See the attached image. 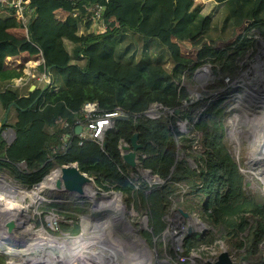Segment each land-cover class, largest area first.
I'll use <instances>...</instances> for the list:
<instances>
[{
  "label": "trees",
  "instance_id": "obj_1",
  "mask_svg": "<svg viewBox=\"0 0 264 264\" xmlns=\"http://www.w3.org/2000/svg\"><path fill=\"white\" fill-rule=\"evenodd\" d=\"M95 1H32L27 32L0 3V106L7 114L9 107L15 111L12 125L3 119L0 125V173L30 189L53 168L76 164L96 189L119 192L128 209L145 214L147 231L141 237L148 245L163 233L168 208L174 204L185 211L188 196H196L197 212L212 231H220L236 261L259 264L264 203L247 194L244 177L224 142L226 93L221 89L224 78L234 79L240 62L254 52L253 37L264 40V0H210L225 5L224 24L231 30L222 39L211 37L213 15H202L194 7L196 0H109L102 15L105 30L95 33L86 21L81 33L84 7ZM74 12L78 16L73 18ZM132 36L141 43L138 58L118 51L124 41L133 48ZM64 42L72 45L70 52ZM38 60L49 70L52 84L21 96L9 84L22 76L26 63ZM204 65L210 66L214 83L199 91L197 101L182 106L189 95L184 79ZM85 103H95L102 112L119 108L127 116L114 122L102 146L79 144L75 135ZM153 104L178 114L149 119L144 113ZM179 121H187L184 136L178 132ZM8 128L14 134L10 144L2 136ZM135 133L141 149L137 168L130 169L118 146L129 144ZM188 152L194 153L196 169L186 163ZM179 154L185 158L177 160ZM139 171H148L162 184L148 186ZM179 185L189 192L181 195ZM64 217L72 226L61 224L62 231L76 235L75 216ZM190 224L201 226L195 218ZM197 238H184V255L193 245L213 242L212 236ZM0 264H5L3 255Z\"/></svg>",
  "mask_w": 264,
  "mask_h": 264
},
{
  "label": "rangeland",
  "instance_id": "obj_2",
  "mask_svg": "<svg viewBox=\"0 0 264 264\" xmlns=\"http://www.w3.org/2000/svg\"><path fill=\"white\" fill-rule=\"evenodd\" d=\"M218 7L219 6H214L213 4L206 5L204 7V11L205 12L210 11L209 14L213 15L212 19H214L213 24L214 25L217 24L220 26L223 20V16H225V14L222 13V11H220L218 15L214 16L216 11L218 10ZM215 28L216 29L213 31V33L210 32V34H211V37L215 36L217 38L218 37L216 35L217 27L215 26ZM131 39L134 41L132 42L133 48H131V46L129 45L127 46L126 45L127 41H124V43L120 45V50L118 51H120V53H123L125 57L127 58L131 56H134V58H138L141 53V43L135 42L136 40L135 36H132ZM64 43H65L67 50L70 52L72 45L69 42H64ZM252 56H253V53L249 54L246 57V59L244 60L246 64L253 63L254 60ZM167 68H169V66H167ZM244 68L245 66L242 67L241 71L244 70ZM25 69H26V66H25ZM258 70L259 69L253 70V73L256 76V79L259 81L260 79L258 78L259 77L258 73L260 72L262 74V70L261 69L260 71ZM191 78L189 80H187L186 78L184 79V85H188L189 93L194 92V89H196L195 86L197 85L192 82ZM242 79L238 84H236V86H234V91H233V88L229 87V84H227L228 85L227 88L223 84L224 87L221 90L226 93L225 95L226 100L224 101V106H225L224 142L232 158L238 165L240 173H242L244 177V182L246 185L245 189H246L247 194L250 196L256 197L258 201H262L264 203V119L261 120L259 118V116L264 115L263 113L264 107L262 108L261 106L262 104L260 103L261 101L260 97L262 96V93L261 92L255 93V91L252 90L251 88L248 89V84L251 83L250 80H248V78L246 77L244 78V80ZM208 82L209 83H208L207 88L214 83V77L212 74ZM37 83H38V87H43L46 85L43 82L41 83L37 82ZM30 84L33 86L36 85V83L34 82H31ZM27 87L28 86L23 87L24 88L22 91L23 93L28 92L26 90ZM8 110H9L8 114L3 112L2 119L7 114L6 124L12 125L15 119V111L14 109H10V108H8ZM6 140H9V135H6ZM262 154L263 156H261ZM186 157H187V160H186L187 165L192 169H196V165L193 160L194 153L188 152ZM184 158L185 156L181 154L177 156V160H181ZM54 171L55 173H57L58 169H55ZM139 175H141V178L145 182L146 181L150 182L152 181V179H155L154 176L150 174L145 175L144 172H141V171H139ZM94 185L97 186L93 182L94 189L92 192H87L85 186L82 189L83 192L81 193H66V192H61V191H55L53 189L40 192L39 195L40 197L43 198V200L38 202L35 205V207H33V209H32V206L28 208V216H26L27 215L26 210H24V212L22 213L23 215H25L23 218L25 221L27 218L30 220V225H31L30 231L35 234L36 232L43 229L45 232L44 236L47 235L46 233L52 236L58 231L57 232L58 234H61V235L63 234L62 237H65L64 234L67 235L69 233L67 231H62L60 225L66 224L69 227H71L72 225H71V220L66 219L64 217V214L74 215L75 220L79 226L78 233L76 235H71L75 237L69 236L71 239L77 238L79 235L81 236V234H83L82 230L83 231L87 230L85 229L86 219L82 220L83 217L92 218L93 219L92 223H94L95 225L101 226V224L105 222V219L103 218V221H102V219L95 212L92 213L93 210H91L92 204H91L90 199L93 198L95 200H99L101 199V195L104 192H102L99 195L98 194L96 195L95 191L99 192L100 190L96 189ZM110 191H113V190H110ZM0 192H2V190H0ZM178 192L181 195H184L189 192V189H184L183 191H178ZM84 193L87 194L88 196L84 195ZM3 194H8V193L4 192ZM13 199H17V198L14 197ZM114 199L115 200L121 199L120 201L122 205L125 204L124 198L122 196L120 198L119 195H113V194L106 195V198H105V200H109V201L114 200ZM2 200L11 201V199L8 198L6 195L0 196V202H2ZM197 200L198 199L196 198V196H194V198H192L191 196H188L187 202H190V206L189 204H187V206L189 207L187 208L188 210L185 209V211L189 212L190 221L191 219L195 218L197 221H199L200 224H203L204 227L195 226L191 224V228L193 229L192 236L197 235L198 236L197 239L199 238L207 239L210 236H212L213 242L211 244H201L196 247L193 245L191 249H199L201 247L200 249L205 251V248L207 247H215L212 244L216 242L217 243L216 248L219 251L222 245V249L226 250L229 253V255L234 259L235 262L243 263L242 261H239V260H238L239 262L236 261L238 258L236 253L235 252H234L235 254L233 252L231 253L232 249L228 247L224 243V241L219 237L220 231L216 229L212 231V229H210L204 223V221L202 220V217L197 212V207L194 205V202H196ZM174 201L178 202V201H181V199H178V200L175 199ZM23 202L24 204H29V199L25 197ZM179 208L184 209L183 206L174 205V204L168 208V211L165 213L163 217L165 228H166L164 231H166V233L161 234L158 237H153V242L150 245H148V249H149L148 251H146L143 248L142 244H138L137 247L135 248L136 244H132V241L131 242L127 241L125 236H127L128 240H131V239L137 240L138 237L136 235L128 234L127 230L125 229L126 228L125 223L123 226H121L119 222L117 223L115 221H111L110 219H108L107 222L103 225L102 228L104 229V231L100 232V236L98 234H95L94 237L92 233L96 230V228L94 227L95 225L93 226L91 222H88L89 225H91V226H88L90 228L89 230L90 233L84 236V239H85L84 241H86L87 239H88L87 241L89 240L91 241L95 238L97 240L96 242H100L101 244H98L99 248L97 252L105 254L107 261L111 262V264H136L146 259L149 260L150 264H162L164 262H172L173 264H189L188 258L194 259L195 263L198 264V260L204 257V253L201 254V251L200 253L197 251H190L191 250L190 249L189 250L190 253L188 252L186 255H184L182 251L181 252L179 251L180 246H181V249L183 248L182 241H181L182 244L179 245L178 249L177 247L174 246L173 238L171 236L176 235L177 230H175L172 233L171 231L173 228V223H174L175 218L178 219L176 217V214L178 213L177 209ZM99 209L100 208L97 206V210ZM124 211H125L126 219L130 222V224L133 227V230H134V231L132 230L133 232L138 233L141 236V232L147 231V224L143 225V222H142L143 220H145L144 218H147L143 212H137L133 209H128L126 205H124ZM6 212L12 213V211L7 210V209L4 210V213ZM49 215L54 216L55 219L58 220L59 227L57 231H54L56 228H54V230L48 229L49 224H48V218L46 216H49ZM15 219L17 218L0 216V220L15 221ZM23 224L24 223H22L20 227ZM99 226L97 229H99ZM23 230L24 228L22 227L18 229V232H22ZM115 234H119L121 235V237L115 236ZM209 234L211 235L209 236ZM27 237L30 238L31 240L35 238L33 235L31 237L29 236ZM66 248H70V247H66ZM103 248H107V250L102 252ZM242 252H243V249L238 250V253H242ZM100 255L101 254H99L97 257H99ZM178 258L184 259V260L177 261L179 260ZM48 259L49 261L51 260V258H48Z\"/></svg>",
  "mask_w": 264,
  "mask_h": 264
},
{
  "label": "built area",
  "instance_id": "obj_3",
  "mask_svg": "<svg viewBox=\"0 0 264 264\" xmlns=\"http://www.w3.org/2000/svg\"><path fill=\"white\" fill-rule=\"evenodd\" d=\"M32 1H37V0H0V3L3 5V7H6L10 10L11 14L21 23V25L24 28V31L27 32L26 25L33 14V9L30 7V4ZM108 1L109 0H101V2L99 3L97 0L94 3H89L84 7L85 12L82 16V19H80L79 21V28H80L81 33L83 32V25L86 21L90 22L89 30H94L95 33L103 32L105 30L106 26L102 22L103 21L102 15L105 10V4ZM76 16H78V13L74 12L72 14V17L74 18ZM253 38L255 42L260 41V40L262 41V44L259 46H255L254 44V52H252L253 53L252 58L254 60L253 63L255 62L256 64H259V69H261L264 73V40L261 37H256V36ZM248 65L250 64H246L244 60L241 61L239 66L241 67V69L243 66H245L244 70L240 71L234 79L224 78L223 83L225 87L227 88L228 86L227 84H229V87L233 88V91H234V86H236V84H238L241 81L242 75L247 70ZM263 73L261 75L264 78ZM27 74L28 76L26 75L27 77L26 81L22 78H20L19 80L14 79L10 82L9 87L11 89H16V88L25 86L28 83V80L30 79L36 80L37 82H43L47 86H50L52 84V79H51L49 70L44 67L43 60H42V69L37 75L34 74V71H31V73H27ZM211 74L212 73H211L209 65H204L194 72L191 80L193 83L197 84L195 86L196 89H194V92H190L188 97L183 100L182 106H186L188 103H193L200 98L199 91L200 90L203 91V89H205L208 86V83H209L208 81L210 80ZM250 82L251 83L248 84V89L251 88L252 90L255 91V93L259 92L261 88L264 87V79L263 80L260 79L258 81L256 79V76L252 77L250 79ZM81 111H82L81 113L82 121H76L75 123V126L81 127V131L78 134L75 133V135H77L79 139V144H81L82 141H91V142L96 143L99 146H102L103 144V138H104L105 133L113 129V125H114L113 118L115 116L125 115V113L119 108H115L114 110L109 111V112H102L98 109L95 103H85L82 106ZM164 113L168 115H172V110H164L162 109L160 105L153 104L148 108V110L144 113V115L149 119H156L162 116ZM64 126H66V124H64ZM176 126H177L179 134H181L182 136L186 135V133L188 132L187 121H179L178 123H176ZM3 134L5 136L9 135V141L13 138V133L10 130H6ZM64 140H66V137L64 138ZM175 143H176V146H178L179 138L175 139ZM192 148L194 150H196L197 148L196 139L193 142ZM19 167L22 170L25 169L22 163L19 164ZM141 172H144L145 175L146 174L149 175V172L147 171H141ZM0 175H3L6 177V174L0 173ZM3 179L5 180V178ZM5 181L9 184L8 180H5ZM146 183L148 184V186H150L152 184H162V181L155 177V179H152V181L150 182L146 181ZM17 186H20V185L18 184ZM178 187L180 189L179 191L188 189V187L184 185H179ZM134 188L135 189L138 188V183L134 184ZM0 190H2V192L0 193L6 192V189H0ZM7 195L11 196L12 198L14 197L17 198V196L10 195L9 193ZM46 217L48 218V221L49 220L51 221V222H48L50 224L48 229L54 230V228H56L54 231H57L59 227L58 220H56L55 217L52 215H49ZM176 217L178 219L175 218L174 223H173V228L171 231L172 233L175 230H177L176 235L173 236L171 233L170 234L172 235L171 237L173 238L174 246L177 247L178 249L179 245L182 244L184 238L186 237V231L189 227H191V224H190V217L184 218L180 213H177ZM144 219H147V218H144ZM0 222H1L0 223V255H3L5 257V264H42L43 262L42 258H40V256L38 255H35V252H33L34 244L30 240V238L20 233H17V234L14 233V231L18 232V225L15 223L14 230L12 231V233H7L5 229V224L7 222H10V220H0ZM26 223L30 225V220L28 218L26 219L25 223L20 228L25 227ZM201 226L204 227L203 224H201ZM30 228H31V225H30ZM42 231L44 232L43 229ZM57 232L53 234L54 236L53 235L51 236L50 234L46 233L47 235L45 237L56 240V245L53 244L49 246L50 247L49 249L54 247L57 250H59L67 242L65 238H67L69 234L67 235L64 234L65 237H62L63 234L61 235V234H58ZM165 233L166 231H164L162 234H165ZM12 234L15 235V238H14L15 240H12L11 238ZM47 238H45L44 240L47 241L46 240ZM212 245L215 247H207L205 248V251L201 250L200 249L201 247L199 249L190 250V251H197L199 253L201 251V254L204 253V257L198 260V264H206L207 261L212 260L217 255V253L219 252V250L216 248L217 243L215 242ZM221 248H222V245H221ZM44 249L49 250L47 248H44ZM72 249L75 250V248H72ZM259 250L261 252V258H260L259 264H264V238L259 243ZM83 251L79 249L78 251L75 252V254H80ZM179 251L180 252L183 251V248L181 249V246L179 248ZM178 259L179 260L177 261L184 260L180 258ZM188 260H189V264H196L194 259L188 258ZM83 261L84 259L80 260L77 264H82ZM107 262L108 261H107L105 254H101L97 259L93 260L94 264L96 263L107 264ZM162 264H173V263L164 262ZM238 264H250V263L243 262V263H238Z\"/></svg>",
  "mask_w": 264,
  "mask_h": 264
},
{
  "label": "bare ground",
  "instance_id": "obj_4",
  "mask_svg": "<svg viewBox=\"0 0 264 264\" xmlns=\"http://www.w3.org/2000/svg\"><path fill=\"white\" fill-rule=\"evenodd\" d=\"M257 69H259V64H257V67L255 70H257ZM258 71H260V69ZM258 74H259L258 78L262 79L261 73L259 72ZM242 80H244V79H242ZM260 99H261V101L260 100L259 101L261 102V104H262L261 106L263 108L264 107L263 106L264 105V101H263L264 99L262 98V96L260 97ZM261 116H259V118L261 120H263L264 115L262 117ZM261 156H263V154ZM55 169H58L57 173H55V171H54ZM146 175H148V174H146ZM3 178H5V180H8L9 184ZM57 178L58 179L61 178V168L60 167L53 168L50 171V173L42 180V182L37 187L30 188V189L26 190L20 186H17L14 182L10 181L7 177L0 175V189H6V192H8L10 195L17 196V199H13L11 196H8L6 194V196L8 198H10L13 203L11 201L2 200V202H0V216L1 217H16L17 219H15V223H17V225L20 227V225L22 223H25V221H23L24 220L23 218L25 215L22 214L24 212V210H26V213H27L26 216H28V208L30 206H32V209H33V207H35V205L38 202L43 200V198L40 197L39 193L42 191L44 192L46 190H51V189L54 190V182ZM5 183H7V184H5ZM85 188H86L87 192H92L94 189L93 183L90 182V183L86 184ZM71 193H76V192H71ZM1 195H5V194L0 193V196ZM84 195H87V194L84 193ZM106 195H112V194L103 193L101 195V199L104 197L106 198ZM113 195H118V194L115 193ZM25 197H27L29 199V204H24L23 200ZM105 198L102 200L101 199L95 200L93 198L90 199L91 204H92L91 210H93L92 213L95 212L102 219V221L104 218L105 222H103L101 224V226H99V225H95L94 223H92V221H93L92 218L83 217L82 220L86 219L85 229H87L88 231L82 230L83 234H81V236L79 235L77 238H74V239H71L68 236L67 238H65L67 242L59 250H57L54 247L49 249L50 248L49 246H51L53 244L56 245V240H54L52 238L45 237L44 232L42 230L36 232L35 234L32 233L30 231V229H31L30 225L27 223L25 224V227H23L24 230L22 232L14 231V233H16V234L20 233V234H23V235L29 236V237H31L33 235L35 237L33 240L30 239L32 242L35 241V242H33V244H34L33 245L34 246L33 252H35V255H38V256H40V258H42V260H43L42 264H58V263L59 264H77L80 260H83V259H84V261L82 264H94L93 260L97 259L98 258L97 256L99 254H102V253L97 252V250L99 248L98 244H101V243L96 242L97 240L95 238L91 241L90 240L87 241L88 239L86 241H84L85 240L84 236H86L88 233H90L89 232L90 228L88 226H91V225H89L88 222H91V224H93V226L95 225L94 227L96 228V230L92 233L93 237L95 234H98L100 236V232L104 231V229L102 228L103 225L107 222L108 219H110L112 221L111 217H113V218L117 217V219H119V221H116V222L117 223L119 222L121 226L124 225V221L121 219H124L125 211H124L123 205L120 201L121 199H118V200L114 199V200L109 201V200H105ZM15 200H17V201H15ZM103 200H105V201H103ZM103 202H104V204H103ZM105 204H107V205H105ZM112 205H114V206H112ZM97 206L100 208L99 210H97ZM6 209L12 211V213L11 212L4 213V210H6ZM34 211H35V209H34ZM48 222H51V221L49 220ZM142 222L144 225L145 220H143ZM49 226H50V224H49ZM98 226H99V229H97ZM19 227H18V229H20ZM125 227H126V224H125ZM125 229L127 230L128 234L137 236V234L135 232H133L134 230L129 231L127 227ZM124 236H125V234H124ZM11 238H12V240H15L14 239L15 235L12 234ZM45 238H47L46 239L47 241L44 240ZM125 238L127 239V241H130V242L132 241V244H136L135 248L137 247L138 244H141L139 238L137 240H132V239L128 240L127 236H125ZM84 246H86V247H84ZM66 247H70V248H66ZM44 248H47L49 250H46ZM72 248H75V250H73ZM79 249L82 251L84 250L83 251L84 253L82 252L80 254H75V252L78 251ZM105 250H107V248H103L102 252ZM108 251H110V250H108ZM49 254H51V255H49ZM48 258H51V260L49 261ZM96 264H99V263H96ZM107 264H111V262L108 261ZM136 264H150V262L148 259H146V260H142Z\"/></svg>",
  "mask_w": 264,
  "mask_h": 264
},
{
  "label": "water",
  "instance_id": "obj_5",
  "mask_svg": "<svg viewBox=\"0 0 264 264\" xmlns=\"http://www.w3.org/2000/svg\"><path fill=\"white\" fill-rule=\"evenodd\" d=\"M261 44H262L261 40L255 42V46H259ZM256 67H257V64L255 62L251 65H248L247 70L242 75V78L244 79L246 77L248 78V80H250L252 77H254L255 75L253 73V70H255ZM263 79L264 78L262 77V80ZM259 92L262 93V98L264 99V87H262ZM172 114L177 115L178 110H173ZM6 117H7V114L4 117L3 123L6 122ZM126 119H127L126 115H119V116H115L113 118V121L115 122L118 120H126ZM80 131H81V127L75 126L74 132L78 134ZM137 138H138V134L135 133L130 137L129 144L121 143L118 146L120 156H121L123 163L127 165L130 169H135L138 165L137 159H138L139 151L141 149V145L137 142ZM60 168H61V178L60 179L57 178L54 182V190L56 191H61V192H66V193H71V192L81 193L83 192L82 189L84 188L86 184L90 182L93 183L92 178H89L85 174L78 171L76 164H69V165L62 166ZM40 183L34 185L33 187H37ZM95 192L99 193L102 191H99V192L95 191ZM114 192H116L121 197V194L119 192L117 191H114ZM123 208H124V205H123ZM177 211L184 218L190 217V214L183 211L181 208L177 209ZM111 219L112 221H115V222L119 221L117 217L116 218L111 217ZM121 220L124 221L129 231L133 230L132 225L126 219V217H124V219H121ZM146 224H147V219H145V225ZM14 226H15V222L13 220H10V222H7L5 224V229L7 233H12V231L14 230ZM192 233H193V229L189 227L186 231V236H190L192 235ZM136 234L141 244L143 245V248L146 251H148L149 249H148V244L146 243V240L142 238L138 233ZM115 236L121 237V235L119 234H115ZM71 237H74V236H71ZM206 264H238V263L234 261V259L229 255V253L226 250L221 248V250L217 253V255L212 260L207 261Z\"/></svg>",
  "mask_w": 264,
  "mask_h": 264
},
{
  "label": "crops",
  "instance_id": "obj_6",
  "mask_svg": "<svg viewBox=\"0 0 264 264\" xmlns=\"http://www.w3.org/2000/svg\"><path fill=\"white\" fill-rule=\"evenodd\" d=\"M211 5V4H213L214 6H219L218 7V10L216 11V13L214 14V16H216V15H218L219 14V12L220 11H222V13H224L225 14V16H223V20H222V22H221V25L219 26V25H217V24H213V21H214V19H212V26H211V29H210V32L211 33H213V31L216 29L215 28V26L217 27V38H220V39H222V38H226L228 35H230V28H229V26L227 27L225 24H224V22H225V17H226V12H225V5H224V3H217V2H214V1H210V0H196L195 2H194V7H197V8H199L200 9V13L202 14V15H206V16H209L210 14H209V12L210 11H208V12H205L204 11V7L206 6V5ZM211 16V15H210ZM213 17V16H212ZM223 35H225V36H223ZM213 38H216L215 36H212ZM33 64V65H32ZM31 65V66H30ZM42 69V60H38V61H30V62H28L27 64H26V69H24L23 70V74H22V76L20 77V78H22V79H24L25 81L27 80V77H26V75L28 76V74L27 73H31V71H34V74L35 75H37L38 73H39V71ZM20 78H18L17 80H19ZM31 82H34V83H36V85L35 86H33V85H31L30 83ZM41 83V82H40ZM30 84V85H29ZM25 86H28L27 88H26V90L28 91V92H31V91H33L35 88H40V87H38V83H37V81L36 80H32V79H30V80H28V83L25 85ZM25 86H22V87H19V88H16L15 90L17 91V93H19L21 96H24L26 93H23L22 91H23V87H25ZM57 90V89H56ZM21 92V93H20ZM3 112H4V110L2 109V107L0 106V125H1V121H2V114H3ZM7 130V129H6ZM5 130V131H6ZM4 131V132H5ZM3 132V133H4ZM2 136H4L3 138H4V140L8 143V144H10L11 143V141L13 140V138L9 141V140H6V136L3 134ZM121 144V143H120Z\"/></svg>",
  "mask_w": 264,
  "mask_h": 264
},
{
  "label": "clouds",
  "instance_id": "obj_7",
  "mask_svg": "<svg viewBox=\"0 0 264 264\" xmlns=\"http://www.w3.org/2000/svg\"><path fill=\"white\" fill-rule=\"evenodd\" d=\"M26 66V65H25ZM25 69V68H24ZM173 111V110H172ZM173 115V114H172ZM6 119H7V117H6ZM3 120H4V118H3ZM7 130H10L11 132H12V130L11 129H7ZM4 132V131H3ZM13 133V132H12ZM3 134V133H2ZM13 137H14V134H13ZM6 177H7V175H6ZM8 178V177H7ZM10 181H12L10 178H8ZM12 182H14V181H12ZM16 185H18L16 182H14ZM20 187H22V186H20ZM22 188H24V187H22ZM24 189H26V188H24ZM27 190V189H26ZM70 235V234H69ZM239 262V261H238Z\"/></svg>",
  "mask_w": 264,
  "mask_h": 264
}]
</instances>
